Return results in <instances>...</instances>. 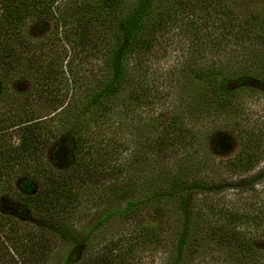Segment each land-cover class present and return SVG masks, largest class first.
Here are the masks:
<instances>
[{
  "label": "trees",
  "instance_id": "16d2710c",
  "mask_svg": "<svg viewBox=\"0 0 264 264\" xmlns=\"http://www.w3.org/2000/svg\"><path fill=\"white\" fill-rule=\"evenodd\" d=\"M160 1L0 0V190L51 221V238L31 251L37 264L47 261L49 242L58 239L69 247L61 264H142V251L161 247L168 248L161 264H206L214 257L211 244L222 246L233 264H264V240L242 230L244 215L221 196L228 171L247 172L264 155V134L245 129L241 151L218 166L217 154L230 142L200 121L213 110L237 114L242 92L264 91V64L255 58L237 61L231 49L257 35L254 24L230 8L224 42L210 34V6L204 7L203 30L192 32L197 55L223 54L218 63L192 70L186 106L192 121L177 114L155 129L146 146L158 164L136 182L138 196L101 211L84 229L77 226L85 192L104 190L123 172L113 162L111 139H100L104 134L95 129L110 125L120 107H138L146 98L131 64L148 58L174 19L159 11ZM50 21L48 34L29 32ZM75 61L99 64H92V78L83 79ZM255 179H264V168L253 180L233 185Z\"/></svg>",
  "mask_w": 264,
  "mask_h": 264
},
{
  "label": "rangeland",
  "instance_id": "374dc122",
  "mask_svg": "<svg viewBox=\"0 0 264 264\" xmlns=\"http://www.w3.org/2000/svg\"><path fill=\"white\" fill-rule=\"evenodd\" d=\"M205 6H210L213 11L206 23L212 30V38L217 42H224L223 31L229 24L226 16L228 8L236 17L250 19L257 35L234 42L231 49L236 50L237 61L255 58L260 65L264 64V0H161L159 11L164 14L172 13L174 19L167 22L166 31L148 58L143 61L134 60L131 64L135 83L145 90L146 98L138 107L131 106L126 110L123 106L120 107L118 113L110 119V125L95 129L97 133L103 132L104 135L98 136L100 139H111L113 162L122 166L123 172L119 174V178L110 181L104 190L91 189L85 192L78 228L87 227L101 211L123 207L132 196H138L142 181L140 178L147 177L155 164H158L155 157L147 156L146 146L155 137V129L169 123L171 117L177 114L185 115L186 122L192 121V113L186 112L192 70L197 65L218 63L223 57V54H196L197 43L193 40L192 32L203 30ZM216 10L220 13H216ZM258 13L260 17L253 19ZM52 22L36 23L29 28V32L36 37L46 35L53 29ZM74 63L75 73L82 72L83 75L80 76L85 79L93 77L90 72L91 66L94 68L92 64L95 68L99 64L91 61L86 64L82 61ZM85 85L88 84L83 83V87ZM221 112L213 110L200 115L202 128L208 127L218 137L230 142L228 149L217 154L218 166L241 151L243 138L240 133H244L245 129L246 133L253 134L255 131L256 135L264 134V91L252 88L242 92L238 99V115L229 114V117ZM252 128L254 130H250ZM13 131L9 130L11 133ZM12 140L16 141V137H12ZM170 160L175 162V159ZM255 164L247 172L228 171L229 183L221 196L227 207L235 208L244 215L238 223L242 230L249 236L264 240V179H255L242 187L233 185L237 180H253L255 173L264 168V155ZM14 182L17 183V179ZM136 182L139 184L136 185ZM121 187H125V190H121ZM106 191L109 195L105 194ZM9 194L6 190H0V264H37L31 251L39 249L42 246L39 243L51 238V221L37 217L24 202L12 199ZM124 228H129V225ZM118 231L123 233L121 229H117V233ZM49 245V254L44 264H61L69 247L61 239L55 244L49 242ZM210 248L214 251V257L205 259L206 264H233L223 255L222 246L211 244ZM167 254L166 247L151 252L144 250L140 254L141 262L161 264Z\"/></svg>",
  "mask_w": 264,
  "mask_h": 264
}]
</instances>
